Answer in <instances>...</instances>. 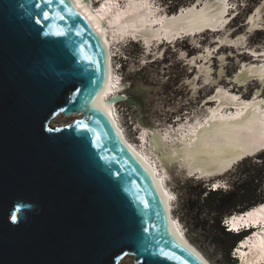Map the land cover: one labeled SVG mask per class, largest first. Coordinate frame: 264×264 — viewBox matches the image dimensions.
<instances>
[{
    "label": "water",
    "instance_id": "95a60500",
    "mask_svg": "<svg viewBox=\"0 0 264 264\" xmlns=\"http://www.w3.org/2000/svg\"><path fill=\"white\" fill-rule=\"evenodd\" d=\"M106 70L72 1L0 0V264H206L172 238L152 178L88 109ZM61 114L83 117L53 127Z\"/></svg>",
    "mask_w": 264,
    "mask_h": 264
},
{
    "label": "bare ground",
    "instance_id": "6f19581e",
    "mask_svg": "<svg viewBox=\"0 0 264 264\" xmlns=\"http://www.w3.org/2000/svg\"><path fill=\"white\" fill-rule=\"evenodd\" d=\"M70 1L100 38L107 58V73L90 100L88 109L98 110L110 120L117 136L152 178L163 202L167 216V229L172 238L191 252H196V255L206 264H212L191 243L189 238L182 236V232L171 215L172 203L170 198L172 193L164 186L165 180L162 178L161 170L166 172L163 167L169 169V164L173 163L185 171L186 175L197 176V179L211 178L222 175L244 157L255 155L264 148V98L246 99V101L241 99L243 97L229 91L230 89L220 87L209 100L217 103V105L207 108L204 116L199 118L197 122H189L185 129H178L180 130L178 134L173 135L170 132L161 134L156 128L157 125L153 128L140 122L143 144L138 146L118 126L112 109V101L116 99L104 100L106 92L121 90V87H118L117 90H111L112 81L109 72L112 67L113 56L111 55L110 44L114 39L133 37L135 40H140L141 44H145L150 52L151 50L154 51L152 49L154 46H157L155 50H158L159 44L164 40L172 41L184 36H194L198 39L199 35L209 30L222 33L216 49L234 46L237 51L243 49L241 47L246 50L249 48V42L245 46L247 41L245 37L231 38V32L224 28L227 23L224 19L226 0H199L197 4L181 9L176 14H170L165 8L155 7L153 0H98L102 6L97 11H94L95 7L90 6L91 0ZM164 6L167 7V5ZM263 17L264 5L248 21L249 30L257 31L264 28ZM204 53L193 58L190 62L192 65L198 64L195 66L198 68V76L202 75L209 82L212 80L211 60L215 51L207 47ZM245 53L256 57V61L250 64L244 62L241 71L236 74L235 81L239 83L240 87H247L251 81H259L264 86V51L254 49L245 51ZM221 59L222 64H224V56ZM122 68L123 66H121ZM221 68L223 69V65ZM222 69L219 74L220 77L222 76ZM125 98L124 95L119 99L124 100ZM207 106H210L209 102H207ZM147 145H150V151H148ZM215 182L218 183L217 180ZM260 205H262L260 209L251 213H237L238 215L232 220V224L240 222L238 224L240 225L249 220L257 219L264 221V202ZM241 214L243 216H240ZM245 245H248L249 248L239 249L242 256L241 264H264V230L256 232ZM235 257L239 264V258Z\"/></svg>",
    "mask_w": 264,
    "mask_h": 264
},
{
    "label": "rangeland",
    "instance_id": "374dc122",
    "mask_svg": "<svg viewBox=\"0 0 264 264\" xmlns=\"http://www.w3.org/2000/svg\"><path fill=\"white\" fill-rule=\"evenodd\" d=\"M198 2L199 0H168L167 7H169L170 14H176L181 9L188 8ZM263 5L264 0L251 1V7L248 9V11L251 10V16H248V21L251 17L255 16L259 8ZM242 19L240 24H237V27L231 25L226 28L227 31L230 29V37L235 39L241 36L245 37L247 40L245 46L249 42V48L253 47L254 49L257 46L258 51H264V30L253 34L255 31H251L246 27L248 21L246 22L244 17ZM242 24L245 25L241 26ZM239 26L240 28L238 29ZM232 27L234 28L232 29ZM221 36L222 33L205 31L200 37H197L200 44L196 45V48L190 47L186 42L182 44L179 42L176 48H168L165 51L162 50L163 46L160 47L162 51L160 53L158 51L160 49L155 50L157 46H154L152 47L154 51L149 53L148 59L151 60L154 57L156 60L150 64H145L140 59L141 56L144 58V52L140 44L133 42L128 46L132 63L127 66L125 71L131 87L129 92H127L129 103L125 109L129 110V120L135 124L130 125L129 123L128 130L126 131L131 141H136L135 137L138 134L134 133L139 131L138 129L141 127L140 122L153 128L157 125L156 128L159 129L161 134L167 132L173 133V135L178 134L180 130L185 129V126L189 122L194 123L199 118H202L207 108L214 107L215 102H210L209 100L220 87L230 89L229 91L243 97L242 99L245 100L264 98V86L259 81H251L247 87H240L239 83L235 81L236 74L241 71V66L244 62L245 64L253 63L256 61V57L245 53L247 49L245 50L244 47H241L243 49L239 51L234 46H224L216 49L215 47H218V41ZM207 47L215 51L211 60V68L213 71L211 76L212 80L209 82L202 75L198 76V68L195 67L198 64L192 65L190 62L193 58L205 54L204 52ZM223 56L224 64H222L221 59ZM198 62L200 63L199 60ZM222 65L223 69L221 68ZM134 69L136 72L130 73ZM221 69L222 76L220 77ZM207 102L210 103V106H207ZM82 117L81 114L72 116H64L61 114L52 120L51 125L53 127H64ZM135 126H138L136 131H134ZM147 148L150 151V145H147ZM239 163L238 161L237 164L230 168L232 171H235L234 173L229 172V169L217 177L199 180L195 179L197 176L192 177L183 173L177 164L170 163L169 169H167L174 186L180 188V195L184 194V198L177 203L176 210L178 216L181 217L189 229V240L212 264H228V261L225 259L223 252L214 248L208 242L207 237L214 236L213 230L211 228L207 229L213 222L210 219L211 215L205 212L203 208L202 199L205 197V192L202 193V191L204 189L208 190V184L215 180L229 181L230 189L237 190L242 182L249 180L250 176H257L259 179L260 177L263 179L264 163L257 155L245 159L244 163L240 166L238 165ZM228 192L226 191L224 193L228 194ZM261 195H264V186L262 187ZM170 202H172V196ZM185 203H187L186 207H184ZM185 208L188 210V214L183 219V212H187ZM239 223L232 225H238ZM200 225H205L206 235L201 234L197 230L199 229L197 226ZM234 260V264H237L238 261L236 259Z\"/></svg>",
    "mask_w": 264,
    "mask_h": 264
},
{
    "label": "trees",
    "instance_id": "16d2710c",
    "mask_svg": "<svg viewBox=\"0 0 264 264\" xmlns=\"http://www.w3.org/2000/svg\"><path fill=\"white\" fill-rule=\"evenodd\" d=\"M258 158H261L264 163V151ZM244 160L238 165L240 166L243 164ZM229 172L234 173L235 171L229 170ZM262 178L263 179L260 177L259 179L257 176H250L248 181L242 182L237 190L230 189L228 194L222 191L213 192L207 189L202 191V193L205 192V197L202 199L203 208L205 212L211 215L210 219L213 222L212 225L207 228H211L214 232L213 237H207L208 242L214 248L224 253L228 264L235 263V260L231 257V253L233 249L236 248L241 237L226 231L221 225V221L225 216L233 215L234 213H244L264 202V195H261L262 187L264 186V176ZM255 181H257V183H255ZM186 206L187 203H185L184 207ZM185 210L187 212H183V219L188 214V210L186 208ZM197 227H199L197 230L201 234H207L205 225Z\"/></svg>",
    "mask_w": 264,
    "mask_h": 264
},
{
    "label": "clouds",
    "instance_id": "9594fccd",
    "mask_svg": "<svg viewBox=\"0 0 264 264\" xmlns=\"http://www.w3.org/2000/svg\"><path fill=\"white\" fill-rule=\"evenodd\" d=\"M122 48H123L124 53L127 54V56L120 60V66H123V68L120 70L119 73L116 74L115 81L117 83L116 85L118 87H121V93L123 95H125L127 100L122 101L117 107H114V113L117 115L118 119L120 120L119 122L126 125L127 130H128V125H129V123H131V121L129 120V116H130L129 110L125 109V108L129 103L127 92H129L131 86L129 85V81H128L125 69L127 68V66H129V64L132 63V60H131L132 57H130V54L128 52V47H122ZM123 107H124V109H123ZM130 125H132V123ZM161 174H162L163 179L165 180L164 181L165 187L172 193V196H173V198H172L173 200L171 202V203H173L172 204V207H173L172 212H173L175 218L178 220V223L181 226L182 230L184 231V235L187 238H189V230H188L186 224L182 221L181 217L178 216L177 210H176L177 203H179V201H181L184 198V194L180 195V188H176L174 186V184L171 181V175L169 172L167 173V172L161 170ZM225 181L226 180L220 181V183L218 185L222 184L221 186L227 187V185L225 184L226 183ZM226 221H228L227 216L225 219V223H226Z\"/></svg>",
    "mask_w": 264,
    "mask_h": 264
},
{
    "label": "built area",
    "instance_id": "2783aa9c",
    "mask_svg": "<svg viewBox=\"0 0 264 264\" xmlns=\"http://www.w3.org/2000/svg\"><path fill=\"white\" fill-rule=\"evenodd\" d=\"M226 183V185H227V187L224 189V192H226V191H229L230 190V185H229V181H225Z\"/></svg>",
    "mask_w": 264,
    "mask_h": 264
},
{
    "label": "snow or ice",
    "instance_id": "6c2138e0",
    "mask_svg": "<svg viewBox=\"0 0 264 264\" xmlns=\"http://www.w3.org/2000/svg\"><path fill=\"white\" fill-rule=\"evenodd\" d=\"M44 18L47 19V16H45ZM12 220L15 222V221H16V217L13 216V217H12Z\"/></svg>",
    "mask_w": 264,
    "mask_h": 264
}]
</instances>
